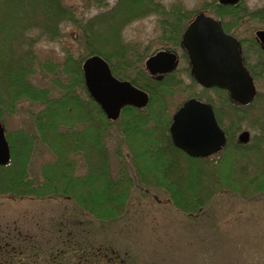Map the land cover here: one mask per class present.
Returning a JSON list of instances; mask_svg holds the SVG:
<instances>
[{
	"label": "rangeland",
	"instance_id": "obj_1",
	"mask_svg": "<svg viewBox=\"0 0 264 264\" xmlns=\"http://www.w3.org/2000/svg\"><path fill=\"white\" fill-rule=\"evenodd\" d=\"M156 1L167 10L180 4L194 13L204 10L203 6L206 8L215 2L213 6L206 8L213 16H216L215 6L218 2V0ZM63 2L75 11L77 18L85 21L95 19L100 14H110L117 0H63ZM238 3L240 7L233 11V14L221 17L227 27H231L232 33L243 40L245 52L248 50L251 55L252 63L249 62L256 74L254 77L258 90L252 102L253 106L244 115L233 114L225 97L221 99L225 102L220 101L215 91L205 90L193 80L185 58L181 59L176 71L170 74H173L179 85L171 94H164L161 97L164 98L162 106L170 119L183 101L189 97L196 96L206 101L209 99L215 112L217 107L223 114L219 123L224 130L230 129L233 143H226L218 153L207 157V161L205 158H198L201 159L198 168L202 170L199 169L201 175L196 180L193 177L195 172L191 173L194 165L190 161L186 159L180 161L181 158H173L169 155L170 160L172 159L171 164L177 163L178 167L180 166L177 175L181 180L176 178L172 180L163 177L160 168L153 167V162L161 166L164 159L148 153L146 162L141 159L146 182H134L125 208L115 217V220L105 223L82 211L79 204L68 198L54 195L38 197L0 193V264L13 263L11 252L15 247L21 246L26 251H35L38 247L40 250L46 248L61 250L65 247L72 251L70 255H74L73 252L78 250H72L78 247L75 243L83 245L90 243L94 249H110L113 246L121 256L128 250L129 255H134L137 264H264V185L261 184L264 183V50L256 42V31L264 28V0H240ZM162 15L151 12L145 14L130 23L119 26L121 30L115 29L119 33L105 28L104 34L107 33L104 36L108 37L106 42L108 51L110 47V52L121 53L114 41L119 40V37V41L130 48L128 50L131 53L126 60L134 61L135 54L141 56V62L134 61L137 67L131 70L133 77L140 74L143 79L152 78L146 71L145 60L160 49L171 48L182 53L179 45L163 44L161 41L164 18ZM61 29V38L41 40L37 43L34 50L41 64L47 60L63 64L70 54L73 61L80 58L82 49L77 41L78 27L70 22H64ZM105 40L102 39V41ZM54 74L61 76L59 71ZM49 78L52 79L47 70H41L32 75L31 80L37 87L52 88ZM81 92L84 97H87L85 92ZM149 94L151 95L150 92ZM156 96L159 95L156 94ZM3 97L0 91V118L5 125L8 137L14 143L12 173L27 170L29 180L33 184H39L51 164L56 161V156L48 146L35 137L37 132L32 113L40 111L41 106L26 99L14 102V98L11 97L4 102ZM159 105L161 102H155L151 112H154ZM151 112L146 111L145 114L150 115ZM120 117L111 122L113 127L109 135L105 136L114 175L118 168L116 154L118 148H121L123 155L130 162L132 154L129 145L142 148V144H145L147 140V136L141 135L142 133L138 132L140 130H136L134 134L136 137L130 136L127 143L124 140L127 136L121 133V128L117 125ZM233 119L240 121V124H232ZM133 124H141V126L147 124L146 129L155 131L152 127V124H155L153 120L148 123L136 121ZM77 128L84 129L82 124ZM243 130L249 131L250 139L242 149H238L236 146L239 143L238 135ZM30 138H32V144H30L29 155H21ZM86 144L84 143L83 147ZM69 158L71 159L70 167H75V175L81 177L90 172L91 164H95V157L81 152H72ZM221 160L225 163L221 170H218ZM214 161L220 163L213 167ZM206 164L211 165H207L209 169L205 173ZM227 164L233 169L231 180L227 179L229 182L222 181V175H218L220 171L224 174L226 168L229 172ZM172 165L167 171L169 175L176 172L170 170ZM130 166L128 163V168ZM130 174L135 177L132 168ZM214 174L218 175L216 185L211 187L205 184L207 177L210 175L215 177ZM5 176H7L6 173H0V183L2 179L5 180ZM87 181L91 182V179L88 178ZM92 185L95 190L102 187L98 182L94 184L92 181ZM176 185L178 187L180 185L179 189L185 192V195L183 194L185 200L181 206L187 209L186 213L175 203V200L178 202L174 189ZM1 188L3 187L0 186V192ZM205 190H209L211 198L206 199L203 196L202 192ZM195 191L198 195L200 192L196 202L189 200L191 192ZM186 200L190 201L192 208L185 207ZM6 244H9L7 248ZM129 255L125 253V257Z\"/></svg>",
	"mask_w": 264,
	"mask_h": 264
},
{
	"label": "trees",
	"instance_id": "obj_2",
	"mask_svg": "<svg viewBox=\"0 0 264 264\" xmlns=\"http://www.w3.org/2000/svg\"><path fill=\"white\" fill-rule=\"evenodd\" d=\"M211 6L213 5L206 6V8ZM239 7L240 3L236 5L217 4L215 6L216 13L219 16L233 14V11ZM202 8L205 10V6ZM165 10L167 9L156 0H117L110 14H100L95 19L82 21L77 18L71 7L64 4L63 0H0V91L4 96L3 101L6 102V99L11 97L14 98V102L26 99L41 106L40 111L32 113L37 132L35 137L46 144L56 156V161L51 164L39 184H33L29 180L27 170L12 173V160L9 164L0 166V173L7 174L5 180L2 179L0 183V186L3 187L0 193L6 192L15 196L34 195L38 197L54 195L68 198L79 204L82 211L101 219L105 223L106 221L115 220V217L125 208V203L131 194L134 182H146L143 172L144 165L141 164V161L146 162L148 153L164 159V162L160 164L161 166L153 162V167L160 168L163 177L172 180L179 179L177 173H179L180 166L178 167L177 163L172 165V159L170 160L169 155H172L173 158H181L180 161L186 159L193 163L194 170L191 173L195 172L193 174L195 180L201 175L199 169L202 170V168H198L201 159L188 156L173 144L168 130L171 119L162 106L164 98L161 97L164 94H171L179 85V82L175 80L173 74H168L161 81L150 77L143 79L140 74L133 77L131 74L133 71L131 70L137 67L134 61L141 62V56L135 54L136 59L134 61L126 60L128 54L131 53L129 52L130 48L128 45H123L119 41V37V40L114 41L115 45L119 46L121 53L110 52V47L108 51V43H106L108 37L104 36L107 33L104 34L105 28H110L112 31L118 30L120 29L119 26L130 23L132 20L151 12L164 15H162L164 17L162 21L163 32L160 37L163 44L177 46L180 43L182 33L195 13L189 12L180 4L173 6L170 10ZM64 22H70L79 29L77 41L82 49L80 58L73 61L72 54L69 53L70 56L66 58L63 64H57L52 60H47L41 64L34 50L37 43L41 40L61 38V25ZM117 30H115V33ZM102 39L106 40L102 41ZM92 54L102 55L110 63L115 75L131 80L152 95V97L150 95L151 98L147 107L126 106L122 110L120 122L117 125L121 128V133L127 136L124 140L129 143L128 138L130 136L136 137L134 135L136 130H140L138 132L142 133L141 135L147 136V140L145 144H142V148L129 145L132 154L130 162L123 155L121 148H118L116 151L118 168L115 175L111 168L109 148L105 141V136L109 135V131L113 127V124H111L113 121L107 119L100 106L89 96L83 76L82 62ZM245 56L247 64L255 76L254 68L252 69L250 65L252 62L248 50H246ZM41 70H47V73L50 74L52 79H49L52 82V88L37 87L32 82V75L39 73ZM56 71H59L61 76L54 74ZM211 90L219 95L220 101H226L235 115H238V113L244 115L253 106L252 104L240 106L232 103L225 90L219 88H212ZM81 91L85 92L87 97H84ZM156 94L159 96H156ZM224 97L226 98L225 101L221 100ZM157 101L161 102V105L154 109V112H151V108ZM208 101L210 100L208 99ZM146 111L151 112L150 115H146ZM216 115L219 122H221L223 114L217 107ZM152 120L155 122V124H152L155 131L146 129L147 124H143L144 126L133 124L136 121L148 123ZM81 124L84 129L77 128ZM232 124L239 125L240 121L233 119ZM225 129L228 136L227 143H233L230 129ZM8 140L13 158V155H15L14 143L9 137ZM84 143L87 144L83 147ZM30 144H32V138L26 143L21 155H29ZM236 146L238 149H242L244 145L238 143ZM72 152H81L95 157V164L90 165V172L84 177L75 175V167H70L71 159L69 155ZM206 159L208 158L206 157L205 161H207ZM128 163L131 165L129 168ZM219 163L214 161L212 166L216 167ZM224 163L223 160L218 165L220 167L218 170H221ZM170 165H172L170 170L176 171L173 175L167 173ZM207 165L211 164L205 165V173L209 169ZM131 168L134 170L135 177L130 174ZM231 171L233 169L229 166V172L226 168L224 174L218 171V175H222V181L229 182ZM218 175L207 177L205 184L211 187L214 184L216 185ZM88 178L91 179V182L87 181ZM156 179L162 181L160 178ZM92 181L94 184L101 183L102 187L95 190ZM89 183L91 185H88ZM261 184L264 185V183ZM179 188L180 185L179 187L174 186L175 196L178 200V202L175 200V203L177 207H182L185 192ZM208 191L202 192L206 199L211 198ZM199 195L196 191L191 192L189 200L192 199L196 202ZM189 200H186L189 205L186 203L185 207L190 209L192 206ZM180 207L178 208L186 213L185 210L187 209ZM37 250H40V248L38 247ZM23 252L26 253L27 251L23 250Z\"/></svg>",
	"mask_w": 264,
	"mask_h": 264
},
{
	"label": "water",
	"instance_id": "obj_3",
	"mask_svg": "<svg viewBox=\"0 0 264 264\" xmlns=\"http://www.w3.org/2000/svg\"><path fill=\"white\" fill-rule=\"evenodd\" d=\"M222 4H236L239 0H219ZM264 48V29L256 31ZM190 59V73L202 86L228 91L231 100L240 105L250 104L257 93L255 81L244 63L241 42L226 33L217 19L199 12L189 23L181 39ZM177 54L160 50L146 60L151 74L176 69ZM82 70L90 96L99 104L108 119L116 120L123 107H145L149 94L131 81L117 78L107 60L99 54L87 57ZM170 132L173 143L193 157L209 156L220 151L227 142L219 125L213 105L196 97L188 98L173 115ZM250 133L238 135L240 143H247ZM11 160V148L5 127L0 119V165Z\"/></svg>",
	"mask_w": 264,
	"mask_h": 264
},
{
	"label": "flooded vegetation",
	"instance_id": "obj_4",
	"mask_svg": "<svg viewBox=\"0 0 264 264\" xmlns=\"http://www.w3.org/2000/svg\"><path fill=\"white\" fill-rule=\"evenodd\" d=\"M215 4V3H214ZM213 4V5H214ZM217 4H221L218 0ZM222 5V4H221ZM208 9L205 8V14L214 17L218 21L221 22V25L224 29V31L233 37L237 38L242 45L243 48V56L245 59V62L247 64L246 56H245V49L243 46V40L240 39L239 37L235 36L232 31L231 27H227L226 22L222 19L221 16L217 15L216 16L211 15L208 11ZM264 29V28H262ZM181 42V41H180ZM256 42L259 43L260 48L262 49V46L259 42V40L256 38ZM182 53H179L177 50L172 49L176 52L177 57L179 59V63L182 58L187 59L188 61V70L190 73V60L188 57L187 51L181 46V43L179 44ZM264 50V49H263ZM178 63V66H179ZM248 66V64H247ZM178 68V67H177ZM176 68V69H177ZM176 69L174 71H176ZM250 69V68H249ZM165 72L163 74V78H165L166 75L171 74L172 72ZM252 72V71H251ZM159 73L156 75H152L151 77L156 78L158 77ZM162 78V79H163ZM172 121V120H171ZM170 126L171 123L169 124L168 130H169V135L170 134ZM172 140V138H171ZM205 157H202L204 159ZM63 228V227H61ZM7 246L9 244H6ZM75 245L78 247H74L72 250H75L73 253L74 255H70L72 251H69L63 247L61 250L58 249H49L46 248L45 250H28L26 253L23 252L24 249L19 248H14L12 250L11 256L13 257V263L12 264H137L134 255H129V252H125L126 254L128 253L129 256L125 257V253L123 256L120 255L119 251L117 252L115 248H110V249H94L92 246L89 244H80V243H75ZM6 247V246H5ZM4 247V248H5ZM7 248V247H6ZM5 256H9L8 254H5Z\"/></svg>",
	"mask_w": 264,
	"mask_h": 264
}]
</instances>
